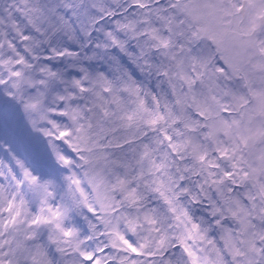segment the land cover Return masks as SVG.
I'll list each match as a JSON object with an SVG mask.
<instances>
[{"label": "snow or ice", "instance_id": "obj_1", "mask_svg": "<svg viewBox=\"0 0 264 264\" xmlns=\"http://www.w3.org/2000/svg\"><path fill=\"white\" fill-rule=\"evenodd\" d=\"M0 264H264V0H0Z\"/></svg>", "mask_w": 264, "mask_h": 264}]
</instances>
